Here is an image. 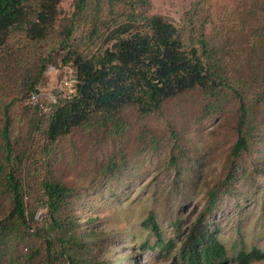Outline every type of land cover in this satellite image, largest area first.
<instances>
[{
	"label": "trees",
	"instance_id": "16d2710c",
	"mask_svg": "<svg viewBox=\"0 0 264 264\" xmlns=\"http://www.w3.org/2000/svg\"><path fill=\"white\" fill-rule=\"evenodd\" d=\"M59 1L0 0V264H97L88 255L94 231L82 237L69 211L75 190L55 174L54 163L61 157L58 141L78 131L93 147L112 142L115 150L93 172L118 176L128 161L159 146L145 119L195 91L201 97L194 121L220 111L227 101L236 105L235 140L225 177L208 189L204 209L178 257L183 264L227 262V249L216 229H207L206 217L218 195L229 189L238 159L255 142L252 109L264 104V0H244L238 23L216 24L211 0H194L180 25L148 14L150 0H72V12L62 17ZM15 27L25 30L26 41L19 45L7 41ZM79 28L80 44L71 43ZM57 47L62 63L75 69V93L58 99L46 117L38 105L17 107L20 94L36 91ZM127 110L135 121L129 146ZM168 130L176 138L174 149L179 130ZM171 159L176 165L177 157L172 154ZM38 207L45 212L42 223L34 225ZM144 224L155 231L161 248L175 246L173 239L161 238L152 213ZM36 236L44 247L33 242ZM262 258L264 250L255 246L233 256L236 264Z\"/></svg>",
	"mask_w": 264,
	"mask_h": 264
},
{
	"label": "rangeland",
	"instance_id": "374dc122",
	"mask_svg": "<svg viewBox=\"0 0 264 264\" xmlns=\"http://www.w3.org/2000/svg\"><path fill=\"white\" fill-rule=\"evenodd\" d=\"M193 1L150 0L146 12L161 14L180 25L184 12ZM243 1L211 0L213 23L220 20L238 23L244 10ZM58 8L59 17L70 14L72 0H60ZM80 33L81 28L75 31L71 43L80 44ZM7 41L16 45L24 43L25 30L22 27L11 29ZM52 51L53 58L45 66L35 91L43 117L50 113L58 99L75 93L74 67L62 63V49L57 47ZM29 96L30 93L20 94L17 107L32 106L28 102ZM200 97L195 91L171 101L160 114H150L144 123L159 137V146L128 161L118 176L100 177L93 172L115 148L112 142L93 147L91 139L78 131L58 141L61 157L54 163L55 174L75 190L69 211L79 223L82 237L86 232L94 231L88 255L97 264H171L173 261L183 264L178 250L199 220L208 189L224 179L226 161L235 140L232 123L236 105L227 101L220 111L194 121ZM252 115L255 142L238 159L239 166L228 184L229 189L218 195L215 207L206 217L207 229H216L217 237L230 256V260L222 264H236L233 256L239 249L249 250L255 246L264 250V104L254 106ZM126 119L129 120L126 139L129 146L135 127L132 110L126 111ZM169 126L179 130L174 149L172 144L176 143V138L170 137ZM41 140L42 136L37 134L36 141ZM172 154L177 157L176 165L172 164ZM1 209H4L3 205ZM44 212L45 208L35 209L34 225L42 223ZM150 213L161 238L174 240L173 248L168 250L157 244L155 231L144 224ZM31 239L44 247L40 237ZM141 244L148 248L141 249ZM21 251L25 252V248ZM12 253L16 257V251L12 250ZM14 264L23 263L15 261ZM247 264H264V258Z\"/></svg>",
	"mask_w": 264,
	"mask_h": 264
},
{
	"label": "built area",
	"instance_id": "2783aa9c",
	"mask_svg": "<svg viewBox=\"0 0 264 264\" xmlns=\"http://www.w3.org/2000/svg\"><path fill=\"white\" fill-rule=\"evenodd\" d=\"M72 82H73L74 90H75V89H76V83H77V79H76V77L72 79ZM28 102H29L31 105H37V95H36L35 92L30 93V96H29Z\"/></svg>",
	"mask_w": 264,
	"mask_h": 264
}]
</instances>
